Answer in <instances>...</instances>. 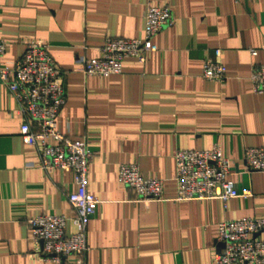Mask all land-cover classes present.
<instances>
[{"label":"crops","instance_id":"obj_1","mask_svg":"<svg viewBox=\"0 0 264 264\" xmlns=\"http://www.w3.org/2000/svg\"><path fill=\"white\" fill-rule=\"evenodd\" d=\"M150 5L168 6L173 18L151 39L156 50L143 62L124 58L118 74L84 75L82 61L99 57L105 38H142ZM0 40L3 65L42 42L61 72L56 130L86 141V187L98 200L86 224L85 264H210L217 223L264 220V172L242 161L245 148L264 147V94L253 93L248 79L264 60V0H0ZM214 49L224 68L219 82L201 77ZM16 109L0 84V264H55L35 251L27 220L62 215L69 235L66 195L75 185L69 172L37 167L35 149L20 141ZM213 145L229 158L236 190L250 195L225 204L174 200V152ZM121 164L159 179L160 199L138 202L116 181ZM255 237L264 241V225Z\"/></svg>","mask_w":264,"mask_h":264},{"label":"built area","instance_id":"obj_2","mask_svg":"<svg viewBox=\"0 0 264 264\" xmlns=\"http://www.w3.org/2000/svg\"><path fill=\"white\" fill-rule=\"evenodd\" d=\"M172 25L168 6H147L143 12L142 38H105L99 47V57L82 61V73L106 77L118 74L121 61L126 57L143 62L156 50L151 41L153 36ZM260 49L264 54V46ZM4 52L5 43L0 40V84L16 102V111L21 117L20 141L35 149L37 167L43 173L49 174L54 169L69 172L75 185V190L66 195L73 212L70 218L73 231L64 234V216L41 214L27 220L30 239L44 260L60 264L63 258H68L67 264H85L86 224L98 200L86 187V169L92 156L86 141L70 139L56 130V117L65 102L61 72L45 43L26 44L20 58L10 65L1 63ZM256 52L249 49L251 56ZM220 56L221 51L214 49L213 58L203 61V79L212 82L223 79ZM248 79L253 93L264 94V60L251 68ZM30 123L35 128H31ZM242 161L247 171L264 172V147L245 148ZM173 163L176 201L216 198L225 204L231 198L250 195L249 190H236L230 179V160L222 156L216 145L204 150H177ZM116 181L133 190L143 206L160 199L161 181L142 177L134 164L119 165ZM263 225L264 220L255 217L217 223L215 242L221 246H215L210 264H264V241L255 237Z\"/></svg>","mask_w":264,"mask_h":264},{"label":"water","instance_id":"obj_3","mask_svg":"<svg viewBox=\"0 0 264 264\" xmlns=\"http://www.w3.org/2000/svg\"><path fill=\"white\" fill-rule=\"evenodd\" d=\"M221 246V244H217V247H220Z\"/></svg>","mask_w":264,"mask_h":264}]
</instances>
